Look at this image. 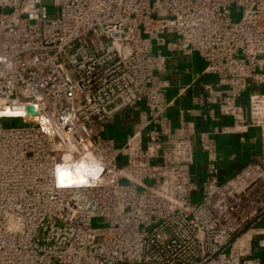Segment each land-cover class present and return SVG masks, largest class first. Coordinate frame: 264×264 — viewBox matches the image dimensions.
<instances>
[{
    "label": "built area",
    "instance_id": "obj_1",
    "mask_svg": "<svg viewBox=\"0 0 264 264\" xmlns=\"http://www.w3.org/2000/svg\"><path fill=\"white\" fill-rule=\"evenodd\" d=\"M50 3L0 0V264H264V0ZM193 56L214 79L194 104L260 133L225 181L211 134L172 123L168 67ZM138 107L122 145L103 137ZM87 153L98 177L61 184Z\"/></svg>",
    "mask_w": 264,
    "mask_h": 264
},
{
    "label": "crops",
    "instance_id": "obj_2",
    "mask_svg": "<svg viewBox=\"0 0 264 264\" xmlns=\"http://www.w3.org/2000/svg\"><path fill=\"white\" fill-rule=\"evenodd\" d=\"M203 67V62L197 56L170 63L166 76L169 82L168 97L173 100L170 115L175 127L182 119H186L195 124L198 132L211 134L218 150L219 177L221 181H225L238 175L248 164L261 162L260 133L257 129L235 125L230 118L218 114L210 117L206 106L194 104V99L203 96L200 84L214 81L210 76L199 77ZM193 81L196 84L184 91ZM243 104L247 106L246 99H243ZM142 111L143 107L125 111L112 125L102 128L103 137L114 138L122 145L134 133ZM206 170L207 157L199 142H196L193 174L200 183L206 180ZM262 226L264 227V220Z\"/></svg>",
    "mask_w": 264,
    "mask_h": 264
},
{
    "label": "bare ground",
    "instance_id": "obj_3",
    "mask_svg": "<svg viewBox=\"0 0 264 264\" xmlns=\"http://www.w3.org/2000/svg\"><path fill=\"white\" fill-rule=\"evenodd\" d=\"M12 115L21 116L20 111L10 112ZM32 120V117L26 116ZM64 158H69L68 154ZM89 159V160H87ZM100 173V167L90 153L85 155V158L73 159L71 163L64 165L59 173V182L61 184L83 185L90 182V178H97Z\"/></svg>",
    "mask_w": 264,
    "mask_h": 264
},
{
    "label": "rangeland",
    "instance_id": "obj_4",
    "mask_svg": "<svg viewBox=\"0 0 264 264\" xmlns=\"http://www.w3.org/2000/svg\"><path fill=\"white\" fill-rule=\"evenodd\" d=\"M46 2H47L48 5H51L50 0H46ZM51 13H52V10H51ZM18 124H19L18 121H4V126H16ZM193 201L195 203H198V202L201 201V197L200 196H196V197L193 198ZM95 224H98V222L96 221Z\"/></svg>",
    "mask_w": 264,
    "mask_h": 264
},
{
    "label": "water",
    "instance_id": "obj_5",
    "mask_svg": "<svg viewBox=\"0 0 264 264\" xmlns=\"http://www.w3.org/2000/svg\"><path fill=\"white\" fill-rule=\"evenodd\" d=\"M29 113H31V114L34 113V112H33V108H30V109H29Z\"/></svg>",
    "mask_w": 264,
    "mask_h": 264
}]
</instances>
